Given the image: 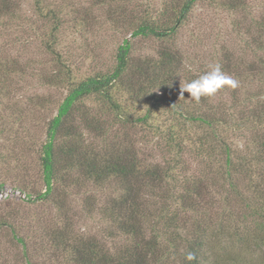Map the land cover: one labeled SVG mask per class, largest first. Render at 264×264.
Listing matches in <instances>:
<instances>
[{
    "label": "trees",
    "instance_id": "16d2710c",
    "mask_svg": "<svg viewBox=\"0 0 264 264\" xmlns=\"http://www.w3.org/2000/svg\"><path fill=\"white\" fill-rule=\"evenodd\" d=\"M29 1L31 18L22 15L24 0H0V38L25 24L41 31L42 47L54 55L43 78L64 93L39 137L23 111L6 103L28 74L11 46L24 50L35 35L0 42V138L13 143L0 161L29 146L40 188L24 175L17 182L54 214L38 216L29 235L0 212V264H219L213 237L240 244L250 226L264 232V6L245 24L242 50L222 44L213 57L238 86L197 102L180 86L210 68L193 67L195 59L169 42L200 0H163L155 12L141 10L139 0ZM217 3L232 12L248 6ZM105 21L157 48L136 54L124 39L109 69L78 75L71 55L59 50L62 39ZM70 189L83 194L74 214L63 201ZM232 200L239 212L229 232ZM95 212L97 230L77 226ZM188 252L196 259L186 260Z\"/></svg>",
    "mask_w": 264,
    "mask_h": 264
},
{
    "label": "rangeland",
    "instance_id": "374dc122",
    "mask_svg": "<svg viewBox=\"0 0 264 264\" xmlns=\"http://www.w3.org/2000/svg\"><path fill=\"white\" fill-rule=\"evenodd\" d=\"M217 1H198L188 19L169 42L185 51L190 58L195 59L193 67H197L200 63L209 68L213 66V57L221 52L220 45L222 44L242 50L246 39L245 24L252 22L251 16L258 15L264 6V0H244L248 4L247 8L232 12L219 6ZM162 2L163 0H139L141 10L146 8V10L152 9L153 12L161 7ZM87 3L88 0H64L65 5L79 6L80 4L87 5ZM22 7L24 17H34L32 3L29 0H24ZM251 31L253 32V30ZM10 32L12 33L10 36L1 34L0 42L14 38L21 41V39L35 36L30 45L25 46L26 49L24 50L18 42H13L11 46V54H18V58L27 68L28 74L22 81L18 82L19 88H17L15 97L6 103L12 104L13 110L23 111L25 126L33 127V131L40 137L42 130H39V125L54 114L55 104L58 98L62 97L64 90L46 84L43 78V75L50 71V63H52L51 60L54 55L48 54L42 47L41 31L38 32L39 35H36L34 30L25 24L17 27V29L13 27ZM124 39L132 43L136 54L152 55L158 45V42L151 39H140L138 36H132L126 27L118 28L115 24L105 21L91 24L81 30L71 32L67 30L59 50L62 55L65 52L69 56L71 55L72 69L78 75L86 76L109 69L114 63L116 47ZM187 67L191 70L189 66ZM39 96H42V99ZM133 107L138 113H142L145 109L141 105H133ZM96 144H99V141ZM12 147L13 143L10 136H1L0 151L7 153ZM16 152V157L11 156L5 162L0 161V184H2L0 187V212L9 214L14 222L22 227L23 232H28L31 235L38 216L43 217L50 212L54 214V210L49 203L36 200L35 194L28 195L26 191L22 190V185L18 184L17 181L22 179L21 175H24V177H28L31 183L35 182L38 189L40 188L39 176L36 174L37 156H34L29 146L25 150L17 146ZM26 170L27 173H25ZM15 175L19 176L15 177ZM66 193V198L63 200L66 208L70 209L72 214L79 212L83 202V194H78L73 189L67 190ZM232 201V206L235 209L230 216V226L226 229L229 232H232L234 219L238 217L237 213L239 212L238 203ZM96 214L95 212L92 217L80 219L81 221L77 223V226L80 228L92 227L97 230L98 215ZM250 227L254 230L248 232V238L244 242L241 241L240 244L234 239L230 243L220 244L217 237H213V251L219 259V264H227L228 256L236 259L234 264H264V244L260 241L264 232L257 230L254 225Z\"/></svg>",
    "mask_w": 264,
    "mask_h": 264
},
{
    "label": "clouds",
    "instance_id": "9594fccd",
    "mask_svg": "<svg viewBox=\"0 0 264 264\" xmlns=\"http://www.w3.org/2000/svg\"><path fill=\"white\" fill-rule=\"evenodd\" d=\"M236 88L238 81L226 75L219 64L210 66V70L193 79L191 82L181 85V95L183 92L190 94V98L199 102L201 97L211 98L225 87ZM186 260L193 261L196 259L195 253L188 252Z\"/></svg>",
    "mask_w": 264,
    "mask_h": 264
}]
</instances>
